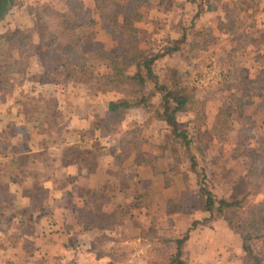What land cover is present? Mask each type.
Segmentation results:
<instances>
[{"label":"rangeland","instance_id":"1","mask_svg":"<svg viewBox=\"0 0 264 264\" xmlns=\"http://www.w3.org/2000/svg\"><path fill=\"white\" fill-rule=\"evenodd\" d=\"M84 1L85 6L92 5L90 0ZM160 1L140 0V3H138V12L139 14L143 13L142 15L145 17L138 21L136 26L143 22L149 24V27H142L141 29L146 33V35L144 33V36L147 37L145 42H142L141 47L147 51L149 56L167 52L164 46L167 47L171 43V40L179 38L181 34L180 29L177 28L181 21L176 17L170 21L168 16H162L161 14L165 10H159V5L157 4ZM182 1L162 0L163 6H170L166 10H172L175 2ZM68 2L72 4L73 0H14L13 5L4 16L3 24L7 28H4L3 31L5 35H8L17 28H21L22 32L15 37L12 36L10 42L5 43L4 39L0 41V72L4 74L0 76V90L2 88L3 90H8L10 92L9 95L16 100L19 99L25 102L29 100L26 102L28 106L24 105L23 109L21 108L26 117L28 114L35 112V106H40L42 112L46 114L43 119L46 123L44 129L50 130L55 137L58 134L62 135L64 133V129L61 130V127H59L61 121L60 112L55 109L58 102L62 103L64 98L55 95L50 96L49 99H44L40 96H35V94L32 95V91L27 93V89L34 86L37 91H40V89L50 88L49 84L54 83L56 85L59 84L58 87L67 86L69 89L66 93L69 94L75 93V89L85 90L81 93L78 91V93H75L76 96L73 94L69 96L68 100L76 104L86 103V97L88 96L89 98L91 92H97V89L93 85L84 86L85 78H82V80L73 79L68 83L64 82L63 76H65L69 68H61L63 56L60 50L56 47L52 49L44 47V44L48 40L49 32L39 22L38 16L45 11L62 12L68 10ZM136 3L134 0L120 1L116 5V9L118 10H115V13L123 15L129 9L130 17H133L134 15L131 16V12ZM249 4L252 5L251 3ZM218 6L219 10L228 12L232 20L244 19L246 9L248 8L247 3L242 4L239 0H220ZM194 8L196 7L191 6L186 10H193ZM156 9L161 14H157L155 12ZM174 9L179 10L178 8ZM249 9H255V5L254 7H249ZM263 9L264 0H261L258 10ZM150 12H152V16ZM22 14H25V16L21 17ZM95 14L92 13V16L97 20V23L93 25H89L87 19L81 18L75 23H71L67 19L59 21L55 18L54 20V16L47 17L48 20L51 19L50 22H47L51 25L52 29H55L59 25L73 29L76 37L81 39V44L83 45V52L81 53L85 54V57L97 72L107 74L109 62L106 58L97 57L96 52L100 50H119L121 48V40L119 39L120 37H113L110 30L100 23L98 16ZM255 16L257 25H259L258 28L261 29V32L257 35L253 28L248 27L252 19L247 20L244 24H236L237 27L240 26V29H243L242 31L238 30V32H242V34L249 33V41L252 43L245 49H239L236 53L231 52L233 45L231 46L229 43L233 39L231 38L229 41L225 39L228 35L216 20L205 19L203 22L206 25L201 27L202 31L199 34L196 35V33H192L193 31L189 33L190 38L192 36L194 39H189L188 41L193 40L194 45L190 48L188 46L189 42H187L186 46L185 44L183 46L184 50H186L184 52L188 51V61L184 64L178 63L179 58L183 59L180 52H173L175 54L172 57L168 55L158 61L160 65L157 70L160 72L162 79H164V72L169 66H176L177 70L182 73V77L178 78V85L196 89V94L200 101V107L197 110L201 112V117L195 115V110H192L189 114L179 113L177 115V120L180 124L179 129L189 132V138L191 140L193 138L196 142L194 146L191 145L192 143L190 144L192 148L190 145L186 147L184 144L176 141L172 134L171 126L164 120L156 119L153 108H150L147 112H130L123 119L122 123L124 120L127 122L121 127L122 129L119 132L122 141L125 142L122 145L123 153L127 154L128 150H130V152L134 153L136 161L140 164L146 162L153 165L155 162L158 166L156 168H159L161 172L166 170V176L171 177V179L168 178L170 179L169 181L166 176L164 177V189L168 190L166 192L170 193L171 199L182 200L184 204L182 205V211L177 212L175 211L177 208H174L175 213L172 217L166 218L164 216L162 218V214L159 212V209L157 210V205L155 204L156 199L159 200L158 197H160L158 193H154L155 190L151 192L140 191L138 197L142 198V208L146 211V217L142 219L145 222V228L141 234L134 239L129 237L131 234L122 233V236H119V240H116L114 243L108 242L110 241L109 238L103 240L101 243L102 250L107 254L119 257L120 264H144L143 261L146 262L150 259L153 247L162 250L166 246L158 244L165 236L168 235L167 237L170 238L175 232H179L182 236L184 232L185 234H189L191 231L194 232L197 229L213 230L212 228H206L208 225L213 224L217 225L216 227L221 228L222 226L224 228L218 230L228 228L232 234L230 241L231 239L234 241L230 246V254L227 253L225 255V259L221 264H229V262L233 261L241 263L244 260L245 253L241 249V235L252 238L250 244L264 264V211L258 213L259 210L264 209V106L260 104L261 101L256 99L253 105L244 108L242 116H240L238 111L234 112L222 130V133H219L216 125H214L215 116L218 113L216 108L227 106L228 104V100L224 99V95L220 93V90L226 91L227 86H229L232 92L240 95L242 93V84H238V82L246 76L247 71L245 69L247 68L250 78L256 76L259 71L257 58H261L262 54H264V10L261 12H257L256 10ZM122 18H120L121 22L125 23V19ZM7 29L10 30L6 32ZM169 34L171 36L168 37L169 39H166ZM242 34L236 36L234 42L240 44L244 36ZM23 52L26 55L32 54V56L27 59H21ZM34 52L35 55L33 56ZM10 58L20 61L11 68ZM232 62L235 65L238 64L237 67L239 68L232 70L230 68ZM240 63L246 64V68L240 66ZM212 72H221V78H215L206 84L198 83L199 79L205 78L207 73ZM85 87H92L93 89L92 91L89 90L88 94L87 90L84 89ZM106 97L107 99L115 98L116 94H110ZM1 103L2 99H0ZM87 103L89 102L87 101ZM100 106L101 103L98 101L96 106L98 119L102 116V112H104ZM31 117H34V115H31ZM106 120L107 117L100 118V125L104 131L111 135L115 129L108 127ZM21 131L24 134H28L29 132L33 135L36 132L33 126L25 127ZM115 131L114 133H116ZM5 132L8 134L7 138L11 137V128H7ZM131 138L135 139V142L130 141L129 143L127 141ZM29 139L28 142L31 143ZM28 142L17 144L14 146V151H10L13 156L16 155L17 170L13 169L14 171L10 170L7 159L2 157V146L0 147V211L15 196L14 192L11 193V189L8 193L6 191L7 179L10 177V179L15 180L17 185L23 186L24 181L20 176L23 173L31 175V173L35 172L33 168L35 167V163L36 165L38 164L35 160L36 156L34 158L21 156L22 152L25 151L26 153L27 148L25 145H28ZM193 155L196 156L198 171H203L209 190L225 199L236 200L240 203L239 207L224 212L222 218L218 215H212L213 217L205 222L207 217H204V214L206 216H211V214L200 208L202 205L200 204L197 178L195 173L190 169V157ZM40 160H43V158ZM44 161L47 163L46 160ZM57 163L58 165H62L63 160L59 158ZM33 164L34 166H32ZM42 165L44 164L42 163ZM40 172L43 173L42 171ZM176 172H179V174L177 175ZM143 176L144 178L149 177ZM142 178L140 174L134 175L132 185H139V188H141ZM123 179L125 178L122 177L121 180ZM167 182L169 185H167ZM145 194L147 195L145 196ZM140 205L138 206L139 208H136L142 209ZM9 211L13 212L11 208ZM130 212V209H128L119 215H124L128 218ZM142 220L140 219L139 224H141ZM211 222L212 224H209ZM6 225V222H3L4 228ZM12 226L13 224H11ZM28 226H26V229H28ZM13 228L16 229V225ZM10 242H12V236L10 237ZM235 245L240 250L235 252ZM108 249L113 250L110 252ZM239 252L240 255L237 254ZM122 253H124V257H121ZM220 260L222 261V258ZM247 264H250V262Z\"/></svg>","mask_w":264,"mask_h":264},{"label":"crops","instance_id":"2","mask_svg":"<svg viewBox=\"0 0 264 264\" xmlns=\"http://www.w3.org/2000/svg\"><path fill=\"white\" fill-rule=\"evenodd\" d=\"M182 11L169 10L161 14L157 9L155 10L157 14L168 16L170 21L174 20L173 17L179 18ZM150 15L152 16V12ZM211 15L212 12H207L202 19L200 18L201 20L199 19L200 21L197 20V28L193 30L198 31L199 27L205 26L203 21L210 19ZM223 15V10H218L216 13L217 19ZM137 26L142 29L149 27V24L143 22ZM181 60H178V63H182ZM237 65L232 62L230 68L232 70L239 68ZM239 65L246 67L244 63ZM58 86L59 84L52 83L49 84L50 88L40 91L32 86L26 91L27 93L32 91V95L44 99L55 95L64 98L63 102H58L57 108L55 107L56 111L60 112L59 127L61 130L64 129V133L56 137L50 130L44 129L46 123L43 119L46 114L42 112L40 106H35V112L26 117L21 108L23 109L24 105L28 106L26 102L29 100L26 102L16 100L9 95L8 90L3 88L0 90L2 157L7 159L11 171L17 170L16 155L13 156L10 151H14L15 145L28 142L30 138L31 143L25 145L26 153L15 152L21 153L25 158L36 156L35 160L38 163L37 165L35 163L34 173L31 175L23 173L20 176L24 181L23 186L17 185L10 177L7 179L6 191L8 193L11 189V193L14 192L15 196L0 211V223L2 221L0 264H113L114 255L105 253L98 241L104 234L111 243L119 240L122 233H129L131 234L129 237L134 239L141 234L145 228L142 219L146 217V211L142 208V198L138 197L140 191L155 190L154 193L160 196L155 204L162 214L161 217H172L168 210L170 193L164 189V177L167 171L161 172L156 168L155 162L153 165L146 162L140 164L130 150L124 154L122 145L125 142L119 134L122 128L115 131L116 133L113 131L110 135L100 125V118L103 119L107 114L108 102L115 98L107 99L98 92H91L89 98L86 97V103H71L68 100L71 94L76 96L75 93L85 90L75 89V93L69 94L66 93L69 89L67 86ZM84 89L89 94V90L92 91L93 88ZM98 101L104 110L99 119L96 111ZM125 123L127 122L124 120L122 127ZM28 126L35 127L34 135L29 132L24 134L21 131ZM7 128L12 129V135L8 138L5 132ZM127 141L135 142V139L131 138ZM41 158L43 160H40ZM59 158L63 160L62 165L57 163ZM138 174L143 177L142 189L139 185H132L133 176ZM143 175L149 177L144 178ZM122 177L125 178L124 181L121 180ZM139 204L142 209H138ZM10 208L12 213L9 211ZM128 209L131 211L129 217L124 216L123 223L114 226L111 230H103L96 224L98 212L110 215L114 212L120 214ZM204 217L209 216L204 214ZM140 219L141 224H139ZM3 222L7 224L5 228ZM11 224L16 225V229L11 227ZM27 225H29L28 229H26ZM216 226L208 225L206 228L213 230L197 229L188 234V239L182 248V260L185 264H221L225 255L230 254V246L234 243L232 239L230 241L231 231L226 227L225 230H218L224 228ZM186 235L185 232L182 236L179 232H175L170 238L178 239ZM11 236L12 242H10ZM108 250L111 252L113 249ZM237 250L240 249L235 245L234 251ZM237 254L240 255V252ZM143 262L147 264L148 261ZM237 263L239 262H229V264Z\"/></svg>","mask_w":264,"mask_h":264},{"label":"trees","instance_id":"3","mask_svg":"<svg viewBox=\"0 0 264 264\" xmlns=\"http://www.w3.org/2000/svg\"><path fill=\"white\" fill-rule=\"evenodd\" d=\"M90 1L92 5L85 6L84 0H73L74 3L72 2V4L68 2V10L62 12H52V10H50L38 16L39 22L42 23L47 29V32H49L48 40L44 44V47L50 49L56 47L59 49L63 56L61 68H69L65 76H63L64 82L68 83L73 79L82 80V78H85L86 81H84V86H95L99 95L106 97L110 94H116L115 99L108 102L107 114L105 116L107 117L106 122L110 128L113 127L115 130L121 129L123 119L130 112H147L150 108H153L155 110V118L161 121L164 120L171 126L172 134L178 143H182L186 147L192 143L191 145L194 146L196 142L193 138L192 140L189 138V132L179 129L180 124L178 123L177 115L179 113L189 114L192 110H195V115L201 117V112L197 110V108L200 107V101L198 100L196 89L178 85V78L180 79L182 77V73L177 70L176 66H169L164 72V79H162L160 72L157 70L160 65L158 61L162 57H167L168 55L173 56L177 52L181 53L183 57L181 62L183 64L188 61V51L185 53L184 51L186 50H184L183 46L184 44L186 46L189 39H194L192 36L190 38L189 33L193 31L192 33H196L197 35L202 31L201 27L198 28V31L193 29L197 28V20L200 18L202 19L207 12H212L210 19L216 20L220 26H222L225 33L228 35L225 39L227 41L231 40V38L233 39L229 43L231 46L233 45L231 52L236 53L239 49L247 48L252 43L249 41V33L242 34V32H238V30L242 31L243 29H240V26L237 27L236 24H244L247 20L252 19L248 27L253 28L256 35L261 32V29L258 28L259 25H257L255 16L256 10L257 12L264 10H258L261 0H239L240 3H247L248 5L245 17L242 20H232L228 12H224V15L220 19H216V13L220 9L218 8L220 0H183L182 2H175L172 10H176L174 8L179 9L176 11L183 10L181 16L178 18L181 21L178 24V28L181 32L180 37L171 40V43L167 47L164 46L167 52L162 54L158 53L154 56H149L147 51L141 47L142 42H145L147 37L144 36L145 32L136 26V23L145 17L142 15L143 13L139 14L138 12V3H140V0H134L137 3L133 7V14L131 12V16L134 15L133 17H130L129 9H127V13L123 15L115 13V10H118L116 9V5L123 0ZM13 3L14 0H1L0 2V41L4 39L5 43L8 41L10 42L12 36L15 37L22 32L21 28H17L14 32H11V34H8V36L5 35L3 31L4 28H7V26L3 24L4 16ZM163 4L162 0L157 4L159 5V10L163 9L169 12V10L166 9H169L168 7L170 6L166 7L163 6ZM254 5L255 9H249V7H254ZM191 6H195L196 8L193 10H186ZM92 13H96L95 15L98 16L100 23L110 30L113 37H120L119 39L121 40V48L119 50H100L96 52L97 57L100 56L108 60L109 70H107V74L97 72L94 66L90 64L85 57V54L81 53L83 52V45L81 44V39L76 37L73 29L66 28L64 25H59L55 29H52L51 25L48 23L51 19H47V17L50 18L54 16V20L55 18L59 21L67 19L69 22L75 23L78 19L82 18L87 19L89 25H93L97 23V20L92 16ZM119 17H123L122 19H125V23H122ZM9 30L10 29H7L6 32ZM241 34L244 35L241 43L238 44L234 42V38ZM169 36L171 35H167L166 39H169ZM193 45V40H190L188 46L191 48ZM34 55L35 52L33 56ZM262 55L261 58H257L259 71L256 76L250 78L247 68H244L247 71H244L246 72V76L238 82V84H242V93L240 95L232 92L229 86H227L226 91L220 90V93L224 95V99L228 100V104L227 106L216 108L218 113L215 116L214 125H216L219 133H222V130L225 128L229 118L234 112L238 111L240 116H242L244 108L253 105L256 99L261 101L260 104L264 106V54ZM31 56L32 54L26 55V53L23 52L21 59H27ZM180 59L181 58H179V60ZM10 60L11 68L20 61L11 58ZM3 75L4 74L0 72V76ZM190 162V169L195 173L197 178L200 204L202 205L200 208L211 214V216L205 219V222L209 221L214 215H218L222 218L224 212L239 207L240 203L236 200L225 199L209 190L203 171L199 172L197 169L198 163H196V156H191ZM176 174L178 175L179 172H176ZM166 175L167 174H165V176ZM166 177L167 180L170 181L171 177ZM167 185H169L168 182ZM168 204L169 213L173 215L175 211H182L184 202L172 198L168 201ZM174 208L177 209L174 211ZM263 211L264 209H261L258 213ZM121 213L122 212H120V214ZM123 218L124 215H119V212H114L110 215L98 212L96 214V224L103 230H111L114 226L121 225L123 223ZM225 221L228 223L227 220ZM167 236L158 243L163 246L166 245L162 250L153 247V252L148 260V264H185L182 260V248L185 241L188 239V234L178 239H171ZM107 239L108 237L104 234L103 238L99 239L98 244L101 245L102 241ZM241 239V249L245 253V257L241 263L237 264H247L248 262H250V264H263L260 256L255 253L250 244L252 238L241 235ZM122 256L124 257L123 254H121V257ZM113 258V264H117L116 262L119 263V257L113 256Z\"/></svg>","mask_w":264,"mask_h":264},{"label":"built area","instance_id":"4","mask_svg":"<svg viewBox=\"0 0 264 264\" xmlns=\"http://www.w3.org/2000/svg\"><path fill=\"white\" fill-rule=\"evenodd\" d=\"M222 76L221 72H212V73H207V76L203 79H199L198 83L199 84H206L212 81L213 79L217 78L220 79Z\"/></svg>","mask_w":264,"mask_h":264}]
</instances>
